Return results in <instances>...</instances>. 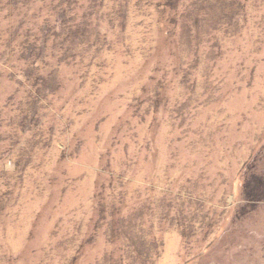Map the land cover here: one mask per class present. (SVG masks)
<instances>
[{
  "label": "rangeland",
  "instance_id": "obj_1",
  "mask_svg": "<svg viewBox=\"0 0 264 264\" xmlns=\"http://www.w3.org/2000/svg\"><path fill=\"white\" fill-rule=\"evenodd\" d=\"M0 264H264V0H0Z\"/></svg>",
  "mask_w": 264,
  "mask_h": 264
}]
</instances>
